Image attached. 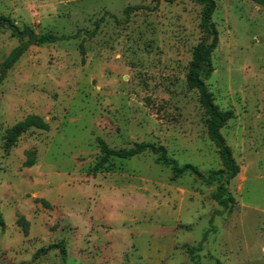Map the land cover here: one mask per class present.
Listing matches in <instances>:
<instances>
[{"label": "rangeland", "instance_id": "rangeland-1", "mask_svg": "<svg viewBox=\"0 0 264 264\" xmlns=\"http://www.w3.org/2000/svg\"><path fill=\"white\" fill-rule=\"evenodd\" d=\"M213 1L218 45L205 85L233 113L220 132L239 167L228 183L210 177L220 161L186 85L193 49L209 42L201 6L0 0L18 33L72 38L28 46L0 24V67L25 46L0 76V264H264V7ZM28 115L48 131L29 130L5 149L4 131ZM98 140L111 150L162 147L193 170L173 180L147 151L89 175ZM220 187L234 200L227 209L213 199Z\"/></svg>", "mask_w": 264, "mask_h": 264}, {"label": "trees", "instance_id": "trees-1", "mask_svg": "<svg viewBox=\"0 0 264 264\" xmlns=\"http://www.w3.org/2000/svg\"><path fill=\"white\" fill-rule=\"evenodd\" d=\"M166 3L172 4L177 0H164ZM197 5L202 7L200 28L205 37V40H209L208 43L201 42L192 51L191 61L188 64L186 73V85L191 91H195L198 97V103L202 108L204 115L206 117V130L207 138L214 145L217 151V155L220 161L221 169L211 173L210 177L219 183L232 181L239 173V167L236 165L234 159L232 158L231 150L226 145L224 138L221 135V130L225 127L226 123L232 119L233 113L231 111H220L214 104L212 94L208 91L205 85L206 79L212 74L213 68L211 63V55L218 45V34L211 22V17L215 11V2L213 0H193ZM258 5L264 7V0H251ZM140 7L126 8L124 10L125 15L128 16L129 12L138 10ZM0 24L6 26L10 29L14 35H18L17 28L11 23L7 18L0 17ZM100 22L95 23V30L89 34L92 36L96 33V30ZM76 36V35H75ZM74 36V37H75ZM72 38L66 37H56L50 34L42 35L37 37V43H55L60 40H66ZM25 46L18 47L13 50L6 60L2 63L0 67L1 75L3 76L5 72L10 69L24 53ZM48 125L39 117L28 115L22 121L18 122L14 126L4 131L2 140L4 142V148H12L19 138L28 132L29 130L38 131H48ZM100 147L101 158L96 163V165L88 171L89 175H94L109 158L117 159H130L134 156L140 155L144 152H151L158 157V162L164 166L171 168L172 179L176 180L180 178L188 170H193L191 166L186 165L182 168H178L173 161H168L166 158V152L162 147H154L151 144H141L135 145L133 148L128 150H111L109 149L103 141L98 140ZM34 165L32 160H27L23 163V167L31 168ZM214 201L225 209L229 207L230 204L234 203V200L230 195H228L226 189L220 187L217 189L216 194L213 196ZM45 207L48 206L47 203L43 202ZM19 226H21L24 235L28 233V223L24 218L20 217L17 221ZM0 227L3 228V221L0 217ZM54 248L49 247L48 249ZM200 250V246L197 248ZM45 252L40 250L35 256L40 255ZM63 252V249H62Z\"/></svg>", "mask_w": 264, "mask_h": 264}, {"label": "water", "instance_id": "water-1", "mask_svg": "<svg viewBox=\"0 0 264 264\" xmlns=\"http://www.w3.org/2000/svg\"><path fill=\"white\" fill-rule=\"evenodd\" d=\"M18 35L21 36V37H27L28 46L37 43V36L35 34H33L31 31H29V30L20 32V33H18Z\"/></svg>", "mask_w": 264, "mask_h": 264}]
</instances>
